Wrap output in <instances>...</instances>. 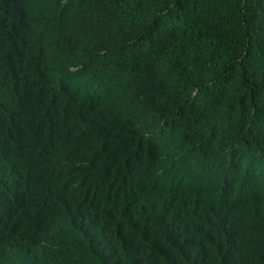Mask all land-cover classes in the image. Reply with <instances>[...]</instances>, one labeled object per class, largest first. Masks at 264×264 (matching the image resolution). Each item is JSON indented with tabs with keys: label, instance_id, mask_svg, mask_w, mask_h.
Segmentation results:
<instances>
[{
	"label": "trees",
	"instance_id": "1",
	"mask_svg": "<svg viewBox=\"0 0 264 264\" xmlns=\"http://www.w3.org/2000/svg\"><path fill=\"white\" fill-rule=\"evenodd\" d=\"M0 264H264V0H0Z\"/></svg>",
	"mask_w": 264,
	"mask_h": 264
}]
</instances>
